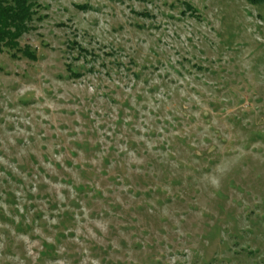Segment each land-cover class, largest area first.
I'll return each instance as SVG.
<instances>
[{
	"label": "rangeland",
	"instance_id": "obj_1",
	"mask_svg": "<svg viewBox=\"0 0 264 264\" xmlns=\"http://www.w3.org/2000/svg\"><path fill=\"white\" fill-rule=\"evenodd\" d=\"M35 10L0 53V264H264V0Z\"/></svg>",
	"mask_w": 264,
	"mask_h": 264
},
{
	"label": "trees",
	"instance_id": "obj_2",
	"mask_svg": "<svg viewBox=\"0 0 264 264\" xmlns=\"http://www.w3.org/2000/svg\"><path fill=\"white\" fill-rule=\"evenodd\" d=\"M36 0H0V53L21 51L19 40L32 30L36 17ZM27 58L34 59L32 52Z\"/></svg>",
	"mask_w": 264,
	"mask_h": 264
}]
</instances>
